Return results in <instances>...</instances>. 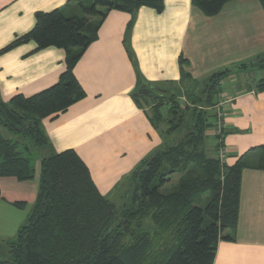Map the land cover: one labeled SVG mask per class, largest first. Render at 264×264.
<instances>
[{"label": "crops", "instance_id": "obj_1", "mask_svg": "<svg viewBox=\"0 0 264 264\" xmlns=\"http://www.w3.org/2000/svg\"><path fill=\"white\" fill-rule=\"evenodd\" d=\"M162 4L161 12L145 5L131 13L101 8L102 20L90 18L99 24L97 37L73 69L85 97L42 119L40 128L53 153L70 149L81 158L105 197L164 145L161 129L134 99L138 80L183 94L200 91L211 76L227 70L209 113L215 122L221 112L223 165L244 161L247 166L241 171L236 226L219 237L213 264H264V168L259 167L264 158L259 148L264 145V87H259L264 83V8L259 0H231L207 16L192 0ZM54 9L82 13L74 0H0L3 102L52 86L64 71L63 48L37 49L28 40L3 51L33 28L37 12ZM211 139L214 156L212 133ZM33 158L39 166L32 161V178L0 176V246L15 237L32 210L41 156L34 152ZM182 176L171 174L168 184Z\"/></svg>", "mask_w": 264, "mask_h": 264}, {"label": "trees", "instance_id": "obj_2", "mask_svg": "<svg viewBox=\"0 0 264 264\" xmlns=\"http://www.w3.org/2000/svg\"><path fill=\"white\" fill-rule=\"evenodd\" d=\"M74 1L81 15H67L61 9L37 12L33 28L3 49L33 40L37 49L63 48L66 58L65 69L52 86L29 97L15 95L8 102L0 100V127L16 137L0 135V176L30 179L34 173L32 154L41 156L32 210L15 237L2 242L1 247L7 248L12 264H213L219 237L236 226L241 171L247 163L222 164L221 174L215 156L204 158L200 174H184L177 184L165 189L170 175L183 170V160L184 168L197 159L185 155L184 145L180 144L183 140L175 146L164 140V145L127 178L117 204L99 192L87 166L73 150L51 151L40 122L85 97L73 69L97 37L99 24L90 18L102 20L105 13L101 8L129 13L142 5L157 12L163 8L162 0ZM228 1L192 0L207 16L217 14ZM259 1L264 8V0ZM261 62L264 64V58ZM227 73L211 76L203 90L183 94L139 79L133 96L141 105V96L148 99L154 95L153 113L148 115L159 129L162 122L173 124L170 117L186 112L190 102H198L201 97L207 101L201 105L213 106L219 81ZM209 115L205 110H193V127L201 139L205 129L213 126L207 123ZM177 126L171 125L166 135ZM215 136L217 151L222 143L219 135ZM259 148L264 152V145ZM259 167L264 168V158ZM6 263L0 259V264Z\"/></svg>", "mask_w": 264, "mask_h": 264}, {"label": "rangeland", "instance_id": "obj_3", "mask_svg": "<svg viewBox=\"0 0 264 264\" xmlns=\"http://www.w3.org/2000/svg\"><path fill=\"white\" fill-rule=\"evenodd\" d=\"M80 10V8H79ZM258 74V75H257ZM250 76H252V73H249ZM255 75H257V77L259 76V73H255ZM251 81V80H250ZM249 81V82H250ZM203 87H199L198 89L203 90L205 88V84L202 85ZM154 96V95H153ZM153 96L148 97V99H146V97L142 96L141 98V105L146 109V111L149 114H152V105L154 104L155 100L153 98ZM200 97V95H199ZM202 99L198 102H190V105L188 107V109L186 110V112H183L182 114H177L176 116H172L170 117V120L173 124H169L165 122H162L159 125V128L162 130L163 135L165 136V141H167V145H172L175 146L177 143H179L180 141H182L180 144L184 145V152L185 155L189 154L190 158H194L197 159L196 161L193 160L191 162H188L187 166L183 168V164H184V160L182 161V168L183 170H179L180 172H178L179 174H200L201 172V166L204 163V160L207 158H212V157H216V155L213 156V152H214V148L212 146V139H211V133L212 135H215V122L213 121V118L211 117V115H209L208 119H207V123H212L213 126L207 127L205 129V131L203 132V136L204 138H200L197 134L198 132L194 130V119L195 117L193 116V110L199 111V110H205L208 114H210V110L209 107H206L207 105H201L200 103L203 102L205 104H207L206 99H204V97H201ZM203 107V108H202ZM152 112V113H151ZM171 125H178L176 130L174 132H172L171 134H167L166 135V130H168ZM189 134V135H188ZM0 135L3 138H12L15 139L16 137L13 134L8 133L4 128L0 127ZM185 135H188V137ZM198 141L199 142L198 144ZM195 142H197V144H195ZM205 158V159H204ZM217 158V157H216ZM33 163L35 165V167L39 166V163L36 162V159L33 158ZM199 162V165H198ZM37 163V164H36ZM220 163V161H219ZM202 164V165H201ZM221 163L219 165V169L221 171V174L223 173V168L221 167ZM199 166V167H197ZM188 170V171H187ZM187 171V172H186ZM221 181L223 180V176H220ZM128 183L127 179H123L118 187L115 189H113L110 194H108L107 196H105L109 201L114 202V203H119L121 201L120 197L123 196L126 185ZM174 184H166L164 186L165 189H170ZM164 189V190H165ZM4 246V245H3ZM0 259L3 260H7L6 264H12L9 261V254L7 252V248H3L0 246Z\"/></svg>", "mask_w": 264, "mask_h": 264}, {"label": "built area", "instance_id": "obj_4", "mask_svg": "<svg viewBox=\"0 0 264 264\" xmlns=\"http://www.w3.org/2000/svg\"><path fill=\"white\" fill-rule=\"evenodd\" d=\"M217 110H219V109H217ZM221 127H222V116H221V112L217 111L216 112V118H215V133L217 135H220ZM224 155H225L224 150L220 144L219 147L217 148V151H216V157L220 161L221 164H223Z\"/></svg>", "mask_w": 264, "mask_h": 264}]
</instances>
